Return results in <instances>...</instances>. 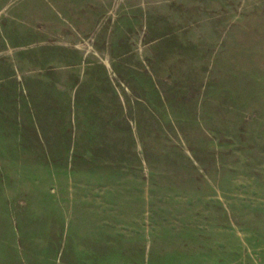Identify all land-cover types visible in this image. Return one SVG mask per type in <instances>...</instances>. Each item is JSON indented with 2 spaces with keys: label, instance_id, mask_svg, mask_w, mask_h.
I'll list each match as a JSON object with an SVG mask.
<instances>
[{
  "label": "rangeland",
  "instance_id": "1",
  "mask_svg": "<svg viewBox=\"0 0 264 264\" xmlns=\"http://www.w3.org/2000/svg\"><path fill=\"white\" fill-rule=\"evenodd\" d=\"M93 250L264 264V0H0V264Z\"/></svg>",
  "mask_w": 264,
  "mask_h": 264
},
{
  "label": "crops",
  "instance_id": "2",
  "mask_svg": "<svg viewBox=\"0 0 264 264\" xmlns=\"http://www.w3.org/2000/svg\"><path fill=\"white\" fill-rule=\"evenodd\" d=\"M92 199L85 201V203L80 206L82 209V212H79V209L77 208V214L75 215H70V218H77L78 220H80L81 222L85 223V222H90V223H98L100 222L99 219L97 218V207L94 203V201H91ZM93 203V204H92ZM75 211H73L74 213ZM93 240H95V238H93ZM93 255H89L87 257H85L86 259L84 260V262H86V260H88L86 263H82V261H80L78 264H100V258H98V255L96 256V252H94V250L90 253ZM96 256V257H94ZM94 257V258H92ZM97 261V262H96ZM111 264V263H108Z\"/></svg>",
  "mask_w": 264,
  "mask_h": 264
}]
</instances>
